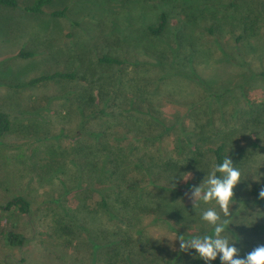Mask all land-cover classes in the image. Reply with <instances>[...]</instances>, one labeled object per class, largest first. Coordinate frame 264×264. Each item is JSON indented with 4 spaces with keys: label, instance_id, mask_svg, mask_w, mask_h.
Returning a JSON list of instances; mask_svg holds the SVG:
<instances>
[{
    "label": "rangeland",
    "instance_id": "374dc122",
    "mask_svg": "<svg viewBox=\"0 0 264 264\" xmlns=\"http://www.w3.org/2000/svg\"><path fill=\"white\" fill-rule=\"evenodd\" d=\"M32 1L0 4V111L11 122L0 139V205L16 195L30 202L27 214L0 209V264H105L107 248L96 245L127 235L131 240L114 264H152L155 255L173 257L180 250L175 229L210 226L201 213L209 207L219 211L214 201L194 209L186 192L155 191L148 182L143 183L145 202H162V216L170 214L164 205L169 202L180 211L170 216L178 221L168 217L164 223L149 210L126 228L117 211L100 205L98 192L76 167L73 144L82 142L83 159L99 131L118 150L141 145L130 138L144 128L154 135L164 132L151 123L133 125L132 113L117 114L120 124L109 127L106 113H94L106 100L99 94L109 92L119 102L134 91L140 108L147 113L151 107L165 126L180 118L187 124L192 107L203 122L212 114L224 133L235 128L236 142L228 149L242 151L233 159L243 175L234 192L248 204L232 205V224L223 235L231 238L236 231L248 252L264 243V199L258 197L264 187V76L258 75L264 70V0H52L40 13L26 10ZM55 10L63 15L52 16ZM162 11L167 27L155 38L146 28ZM244 17L252 20L251 28H244ZM177 34L193 43V62L169 49ZM21 51L31 55L23 57ZM102 54L122 63L103 64ZM55 72H71L76 79L29 84ZM173 140L169 133L160 143L168 150ZM207 174L199 170L197 182ZM10 229L24 235L23 245L4 243L2 232Z\"/></svg>",
    "mask_w": 264,
    "mask_h": 264
},
{
    "label": "trees",
    "instance_id": "16d2710c",
    "mask_svg": "<svg viewBox=\"0 0 264 264\" xmlns=\"http://www.w3.org/2000/svg\"><path fill=\"white\" fill-rule=\"evenodd\" d=\"M51 1L52 0H33L31 4L26 6V10L40 13L43 11V7ZM0 4L14 6L16 0H0ZM230 5L232 7L236 6L234 3ZM63 12V10H55L51 12V15L61 16L63 15ZM244 18H246L242 21L244 28H251L250 24L253 23L252 20L249 18L247 19V17ZM166 27L167 14L165 11H162L157 23L148 25L146 31L148 34L152 35V37L160 38L163 36ZM173 43L175 44V47L168 44L173 55L177 56L178 52V54L185 57L183 60L188 59L189 62L194 61L193 57L195 55V50L193 49V43H190L186 38H182L181 34L180 36H178V34L174 36ZM185 48H189L190 51L187 52ZM186 53H188V55ZM20 55L23 57L30 56L31 53L21 51ZM98 61L107 65H118L122 63L120 59L109 54H102L98 57ZM188 65L192 64L189 63ZM258 75L264 76V70ZM55 78L76 79V75L71 72L43 74L32 78L29 81V84H35ZM160 80H162V76L160 77ZM99 95L100 97H103V99L106 98V100H108L104 101L102 107H96L94 113H106L112 122H110L109 127L120 124H117L116 122L117 114L123 115V113H132L134 121L133 125L141 126L145 123L148 125L151 123L153 125L155 124V126H161L164 131L160 134L154 135L152 131H148L144 128L142 131H138L135 135L136 137L132 136L130 138L131 140L139 142L141 145L136 146L135 149L121 148L120 150L116 148L115 144L110 145L105 142L104 139L107 136L105 131H99L97 134L95 133V135H93L95 142L88 147L86 157H82L83 159L79 157L80 152L85 151L82 142L79 140L78 144H73L71 154L78 156L74 160L76 161V167L80 175L88 177L91 188L93 187L100 196V205L108 212L111 210L113 212L114 210L116 213L117 211V214L120 216V222H122L126 228L129 226L132 227L131 220L133 218L136 219L137 216L147 213L149 210V213L155 211L157 219H160L164 223L169 222L167 219L168 217L170 221L176 220L170 217L172 215L171 213H180L179 210H172L173 205L169 204V202H165L164 205L167 207V211H169L170 214L162 216V202H145L146 199L143 193V183L148 182V185L153 187L155 191L159 190L160 192L176 195L182 192H189L193 185L198 186L201 183L197 182V180H199V170L200 174H207L209 168L211 172L213 167L216 164L222 163L226 156H230L234 165L239 168L240 165L238 162H235L233 158L242 156V151L234 153L228 149L231 144L235 145V128L231 127V132L224 133L223 130L215 126L214 120L210 119L213 117L212 114L209 115L210 118L208 117V119L203 122L195 108L190 107V114L193 115V118L190 119L187 124L183 118H180L171 126H165L163 124V119L160 118L157 113L153 112L154 110L151 107H147V113L140 108L137 95L134 91L126 96L124 99L125 101L121 99L119 102L117 101L118 97L114 96V93H100ZM251 105L252 104H249L248 110H244L246 113H248ZM109 108H112V111L117 110V112L106 111ZM236 112L237 109L234 113ZM145 115L148 116V121L146 120L147 117ZM241 116L233 117L239 119ZM10 127L11 122L9 115L6 112L0 111V139L9 132ZM129 132H131V130L125 131L123 134L127 136L129 135ZM233 132H235V134ZM169 133L174 137V146L172 149L170 148L167 150L160 142L163 135H168ZM209 155L212 162L210 161L207 163L206 158L209 157ZM137 171L140 174L138 178L136 177L138 175ZM217 175H220V173H217ZM184 177H187V180H183ZM160 179H163L164 181L159 182ZM146 195L149 198V194ZM163 195L166 196L165 194ZM117 202L120 203L118 208L114 206ZM234 202L238 203L242 208L248 204L247 200L239 199L238 197L234 198ZM0 209L1 212L5 213L16 212L27 214L30 212V202L24 196L16 195L0 205ZM169 226L174 228L171 223ZM192 227L194 226L187 224V229H174L178 236L184 235L186 239L195 236H202L204 234H211L213 232V226L211 225L198 230L191 229ZM232 232V237L229 239L230 241H235V246L240 249V255L244 256L248 252L246 249L247 244L240 236H238L236 231L233 230ZM2 238L4 243L10 247L21 246L25 241L24 235L13 229L4 230L2 232ZM128 240H131V237L127 235L125 239L118 240L117 242H109L107 240L103 245H96L107 248V252L105 253V264H114L116 258L121 256V250L128 246ZM174 254L175 256L173 257L165 256L162 258H157L155 255V260L151 262L152 264H205V261L199 258L194 249H191L188 252H182L179 250ZM96 259L97 258H93V260ZM211 264H221L219 256L216 260L212 261Z\"/></svg>",
    "mask_w": 264,
    "mask_h": 264
},
{
    "label": "clouds",
    "instance_id": "9594fccd",
    "mask_svg": "<svg viewBox=\"0 0 264 264\" xmlns=\"http://www.w3.org/2000/svg\"><path fill=\"white\" fill-rule=\"evenodd\" d=\"M242 175V170L234 165L232 158L226 156L222 163L213 167L198 186L193 185L190 191L185 193L192 201L194 209L198 208L200 203L211 204L214 201L219 211L216 207H209L201 213V219L213 226L211 234L188 239L184 235H179L174 239L179 240L180 251L188 252L194 249L205 264H211L218 256L221 264H264V243L256 245L241 256L235 241H230L226 235H223L226 227L232 224L234 188L242 181ZM258 197L264 199V187L259 190Z\"/></svg>",
    "mask_w": 264,
    "mask_h": 264
}]
</instances>
